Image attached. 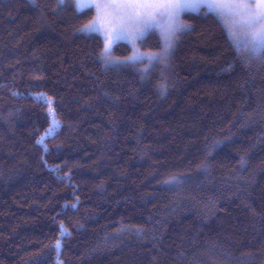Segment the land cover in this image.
Wrapping results in <instances>:
<instances>
[{
	"label": "trees",
	"instance_id": "1",
	"mask_svg": "<svg viewBox=\"0 0 264 264\" xmlns=\"http://www.w3.org/2000/svg\"><path fill=\"white\" fill-rule=\"evenodd\" d=\"M93 15L0 0V264H264V57L201 9L105 65Z\"/></svg>",
	"mask_w": 264,
	"mask_h": 264
},
{
	"label": "snow or ice",
	"instance_id": "2",
	"mask_svg": "<svg viewBox=\"0 0 264 264\" xmlns=\"http://www.w3.org/2000/svg\"><path fill=\"white\" fill-rule=\"evenodd\" d=\"M61 5L64 0H60ZM78 12L85 8H96L97 18L81 28L82 32H99L103 10L111 9V27L104 29V63L110 64L109 54L112 43L127 39L135 46L137 40L156 29L162 38V47L158 53L148 55V59L167 63L178 35L189 27L182 19L187 12L198 13L207 9L209 14H216L229 21V30L239 43L234 29L243 26L248 31L244 34V49L249 56L264 57V0H75ZM140 57L134 54L124 62H135ZM166 89L165 84L160 85ZM61 246L57 240L56 248Z\"/></svg>",
	"mask_w": 264,
	"mask_h": 264
},
{
	"label": "rangeland",
	"instance_id": "3",
	"mask_svg": "<svg viewBox=\"0 0 264 264\" xmlns=\"http://www.w3.org/2000/svg\"><path fill=\"white\" fill-rule=\"evenodd\" d=\"M93 2H101V0H93ZM74 6H75V0H74ZM76 8V7H75ZM93 8V10H94V15H93V17L91 18V20H89L88 21V23L90 22V21H93L94 19H96L97 18V10H96V8H94V7H92ZM111 12H112V10L111 9H106V10H103V12H102V16H101V18H100V25H101V30L99 31V32H93V33H97L98 35L100 34V36L102 37V40H103V47H102V54H101V57H102V61H104V59H103V49H104V44H105V39H104V29H105V27H111V20H112V16H111ZM223 19V22H224V24H226V27L228 28V31H229V33L231 34V37L233 38V41H234V43H235V45H238V47L240 46L241 48H243L244 49V34L248 31V29H246L245 27H243V26H237L235 29H234V31H235V33H236V36L239 38V43H237V41L234 39V37H233V34H232V32H230V30H229V21H226L224 18H222ZM88 23H86V24H88ZM85 24V25H86ZM84 26V25H83ZM82 26V27H83ZM81 27V28H82ZM155 33V35L157 36V38H159V40L162 42V38H161V36H160V32H159V30H156V29H154V30H152V31H150V32H148L146 35H145V37L146 36H148L149 34H151V33ZM86 33H88V32H86ZM145 37L143 38V40L145 39ZM121 41H124V42H126L128 45H129V47H130V53L128 54V55H126V56H121V57H117V56H114L113 54H112V47H113V45L115 44V43H117V42H121ZM141 43H142V40H137L136 42H135V46L132 44V43H130L127 39H119V40H116L114 43H112V46H111V51H110V54H109V57H110V60L112 61L110 64H107V65H111V64H117V63H125L124 61L128 58V57H130V56H132L133 54H134V52L140 57V59H138L137 61H135V62H139V63H141V66H140V71H142V72H144V71H147V69L148 68H150L156 61H158V60H149L147 57H148V55H150V54H155V53H158L159 51H160V49H156V48H153V49H151V48H143L142 46H141ZM158 62H160V61H158ZM128 63H132V62H128ZM161 63V62H160ZM106 65V64H105Z\"/></svg>",
	"mask_w": 264,
	"mask_h": 264
}]
</instances>
